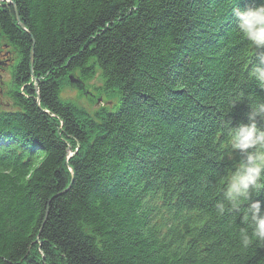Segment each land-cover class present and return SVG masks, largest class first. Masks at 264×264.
<instances>
[{
	"label": "trees",
	"instance_id": "1",
	"mask_svg": "<svg viewBox=\"0 0 264 264\" xmlns=\"http://www.w3.org/2000/svg\"><path fill=\"white\" fill-rule=\"evenodd\" d=\"M261 4L0 0V264H264L214 207L230 102L264 97L233 9ZM74 72L114 112L64 98Z\"/></svg>",
	"mask_w": 264,
	"mask_h": 264
},
{
	"label": "clouds",
	"instance_id": "2",
	"mask_svg": "<svg viewBox=\"0 0 264 264\" xmlns=\"http://www.w3.org/2000/svg\"><path fill=\"white\" fill-rule=\"evenodd\" d=\"M233 15L240 36L250 49L259 52L248 79L264 91V4L244 10L235 7ZM245 99L248 100V122L235 126L230 120L223 123L224 147L242 158L220 177L221 199L214 207L219 217L238 216L239 244L246 250L253 244L264 246V204L252 199L253 195L264 193V97L246 98L241 94L230 106L234 108Z\"/></svg>",
	"mask_w": 264,
	"mask_h": 264
},
{
	"label": "rangeland",
	"instance_id": "3",
	"mask_svg": "<svg viewBox=\"0 0 264 264\" xmlns=\"http://www.w3.org/2000/svg\"><path fill=\"white\" fill-rule=\"evenodd\" d=\"M77 80L80 79L78 78ZM81 82L82 85L81 87H78L77 90L72 89L71 87L65 88L62 93L64 98L72 100L73 102L77 103L78 106L88 110L89 112H94L101 107L111 108V112H114V103L116 101H114L113 99L109 100L105 95H101L95 90L96 87L101 86V81L98 75H96L95 78L89 82ZM71 85L73 86V88H76L75 83H72ZM4 102L6 101L0 94V104H3Z\"/></svg>",
	"mask_w": 264,
	"mask_h": 264
},
{
	"label": "bare ground",
	"instance_id": "4",
	"mask_svg": "<svg viewBox=\"0 0 264 264\" xmlns=\"http://www.w3.org/2000/svg\"><path fill=\"white\" fill-rule=\"evenodd\" d=\"M78 75H77V72H74V73H70V74H68L67 75V86H70L72 89H75V90H77V88L78 87H81V85H82V82L80 81V84H76V88H73V86L71 85L74 81H76L77 79H78V77H77ZM34 83V86H36L37 84H36V81H35V78L32 76V79H31ZM92 80V79H91ZM91 80H89V81H91ZM101 81V80H100ZM65 89V88H64ZM63 89V90H64ZM81 93V92H80ZM84 109V108H83ZM85 111H87L88 113H90V114H92L93 112H89L88 110H86V109H84ZM68 156H67V160H68V158H70L71 156H72V152L71 151H69L68 152V154H67Z\"/></svg>",
	"mask_w": 264,
	"mask_h": 264
},
{
	"label": "water",
	"instance_id": "5",
	"mask_svg": "<svg viewBox=\"0 0 264 264\" xmlns=\"http://www.w3.org/2000/svg\"><path fill=\"white\" fill-rule=\"evenodd\" d=\"M19 26H20L22 29H24V27H23L21 24H19ZM73 83H75V84H80V81H79V80H76V81H74Z\"/></svg>",
	"mask_w": 264,
	"mask_h": 264
}]
</instances>
